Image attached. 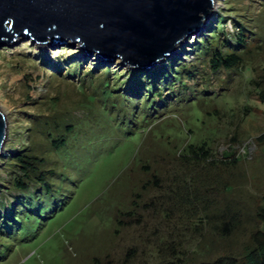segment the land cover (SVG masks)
Listing matches in <instances>:
<instances>
[{
	"label": "rangeland",
	"instance_id": "374dc122",
	"mask_svg": "<svg viewBox=\"0 0 264 264\" xmlns=\"http://www.w3.org/2000/svg\"><path fill=\"white\" fill-rule=\"evenodd\" d=\"M220 17L223 22L219 27L221 33H234V21L242 18L255 27L258 37H262L257 43L262 48H253L252 63L257 66V71L243 69L213 75L204 63H198L203 73L195 81L185 78L183 82L194 88L196 95L207 96L204 102L197 104L198 96L191 100L177 99L173 111L155 124L144 125L137 137L125 138L115 125L110 127L107 123L104 126L105 116H100L102 106L97 108L100 103L94 101L99 93L95 92V95L92 89L85 87L89 83L86 72L96 67L91 63L109 66L112 75L121 73L122 78L129 75L128 70L138 69L122 65L119 59L105 63L96 53L88 56L79 44L73 46L71 41L53 45L49 40L40 45L19 37L0 46V108L8 118L9 132L11 129L20 135L28 125L23 121V114L52 112L55 109L52 105L59 113L70 114L82 122L87 115L94 119L90 122L92 128L87 124L89 121L84 120L85 133H89L80 139L81 150L72 149L62 162L73 172H69L70 178L64 187L65 194L72 193V198L62 211L16 233L15 239L1 236V245L8 247L0 253V264L157 263L156 244L170 231L162 224V217L142 210L147 218L144 227L131 224L122 227L116 223V217L120 211L132 210L137 200L143 203L158 195L148 186L143 187L150 178L148 172L159 168L156 158L163 161L161 157L167 158V153H177L185 145L200 140L209 142L217 160L229 163L238 160L230 167H223L222 178L228 181L230 191L210 188L207 193L200 188L201 192L215 198L219 207L222 203L233 202L242 212L240 228L231 236L223 238L209 230L208 237L204 236L205 244L213 245L214 249L210 255L201 258L212 259L227 251L241 254L250 244L252 232L264 230V223L257 217L258 208L264 206V144L256 142V137L264 133V103L258 100V89L252 83L264 75V0H215L203 30L180 44L169 58L175 56L187 63H196L191 46ZM65 59L87 61L88 64H83L82 72L76 77L70 75L65 79L61 77L67 72ZM166 59L143 71L153 70ZM183 88L186 87L176 83L175 90L185 92ZM110 96L114 95L107 94L109 99ZM134 158H142L143 165L149 167L132 163ZM147 159L151 163H147ZM69 161L72 162L68 165ZM210 169L209 182L217 178L218 167L215 165ZM194 224L188 220L179 222L177 232L181 235L178 242L189 252L197 251L194 256L199 257L206 245ZM200 240L203 242L198 245ZM132 248L136 249L134 255H128Z\"/></svg>",
	"mask_w": 264,
	"mask_h": 264
},
{
	"label": "trees",
	"instance_id": "16d2710c",
	"mask_svg": "<svg viewBox=\"0 0 264 264\" xmlns=\"http://www.w3.org/2000/svg\"><path fill=\"white\" fill-rule=\"evenodd\" d=\"M221 19L220 17L217 23L208 27L206 34L199 35L191 46L190 51L194 54L196 63H187L174 56L148 72L143 69L128 70L129 75L124 78L121 73L112 75L109 66L104 67L100 62L91 63L96 67L86 72L89 83L85 88L92 89L94 94L99 93L94 101L100 103L97 108L102 106L100 116H105L104 126L107 123L111 124L110 127L115 125L125 138L139 136L144 125L155 124L169 111H173L177 99L191 100L198 96L194 93V88L183 82L185 78L195 81L203 73L198 63H204L213 75L220 72L235 73L243 69L256 72L257 66L252 63L253 48H262L261 44L257 45L262 37H258L255 27L248 25L242 18L234 21V33H221ZM74 60H63L67 72L64 76L59 73L57 75L65 79L70 75L76 77L82 72L83 64H88L87 61ZM100 68L103 70L97 74ZM176 83L186 87L183 88L185 92L175 90ZM252 83L258 89V100L264 103V75L259 76V80H252ZM187 91L191 93L187 94ZM107 94L114 96L109 99ZM204 97L207 96L196 97L197 104L203 103ZM52 107L55 108L52 112L49 110L46 113L23 114L27 127L20 131V135L10 129L9 141L0 157V253L4 247H8L1 245V236L15 239L16 233L42 223L44 219L62 211L72 198V193L65 194L64 187L70 178L69 174L73 172L64 167L62 162L64 158H68L67 154L72 149H79L80 139L89 133H85L84 127L87 125L84 120L87 119V124L92 128L90 122L94 119L87 115L82 122L70 114L59 113L55 105ZM256 142L264 144V133L256 137ZM6 148L8 151H5ZM167 156L161 157L163 161L153 158L160 169L156 167L154 171H149L150 178L143 185L144 188L148 186L151 191H156L158 195L143 203L137 200L133 203L132 210L120 211L116 223L122 227L130 224L144 227L147 218L142 210L162 217V224L170 231L156 244L155 264H264V230L261 229L252 232L250 244L241 254L227 251L212 259L201 258L210 255L214 249L213 245L205 244L204 236L208 237L206 234L209 230L212 234L227 238L242 223V212L236 204L227 202L219 207L215 198L206 196L210 188L225 192L231 190L228 181L222 178V171L225 169L223 167H230L231 163H237L238 160L230 163L217 160L213 148L206 140L187 144L181 151L167 153ZM133 162L144 166L142 158H134ZM146 162L151 163L149 159ZM215 165L218 167L217 178H212L209 182L210 168ZM200 188L207 191L205 196ZM257 217L264 223V206L258 208ZM187 220L195 223L194 229L203 237L206 245L203 247V255L200 254L199 257L194 256L197 251L189 252L178 242L181 235L177 232L178 224ZM202 242L200 240L198 245ZM135 251V248L130 249L128 255H134Z\"/></svg>",
	"mask_w": 264,
	"mask_h": 264
},
{
	"label": "water",
	"instance_id": "95a60500",
	"mask_svg": "<svg viewBox=\"0 0 264 264\" xmlns=\"http://www.w3.org/2000/svg\"><path fill=\"white\" fill-rule=\"evenodd\" d=\"M215 0H0V46L24 37L34 43L80 45L86 55L149 69L200 33ZM0 108V156L9 138Z\"/></svg>",
	"mask_w": 264,
	"mask_h": 264
}]
</instances>
